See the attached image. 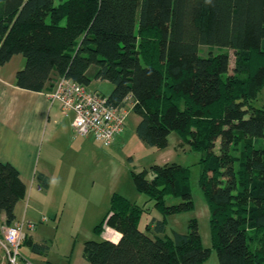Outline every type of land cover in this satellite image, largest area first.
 I'll use <instances>...</instances> for the list:
<instances>
[{"label":"trees","instance_id":"obj_1","mask_svg":"<svg viewBox=\"0 0 264 264\" xmlns=\"http://www.w3.org/2000/svg\"><path fill=\"white\" fill-rule=\"evenodd\" d=\"M201 46L225 51L202 56ZM17 54L26 58L18 87L51 91L54 70L87 86L107 80L110 104L133 99L145 144L166 148L176 132L204 152L199 185L210 208L211 247L196 218L184 233L157 235L168 216L194 210L195 202L189 167L155 164L131 175L163 219L141 230L145 208L115 192L94 231L108 225L121 237L86 240V261L203 264L216 251L219 264H264V108L254 105L264 88V0H0V66ZM37 178L49 187L44 174ZM26 191L18 168L0 161L7 224ZM26 242L35 253L48 248L28 235Z\"/></svg>","mask_w":264,"mask_h":264},{"label":"crops","instance_id":"obj_2","mask_svg":"<svg viewBox=\"0 0 264 264\" xmlns=\"http://www.w3.org/2000/svg\"><path fill=\"white\" fill-rule=\"evenodd\" d=\"M25 63L26 58L17 54L9 62L0 66V161L10 162L16 166L27 186L26 195L16 204L15 221H31L39 224L49 221L48 217L57 220L58 212L63 204L62 198H69V196L78 198L77 195L86 192L87 186L93 188L96 183H102L103 176L107 174V157L104 159L106 161H104V165L102 153H98L92 148L94 139L71 132L72 129L74 130V113L63 111L57 101L50 99L48 90L37 92L16 85L17 71ZM52 77L53 82H56L60 76L54 70ZM91 85L92 82L89 87ZM125 106L128 111L130 109L133 111V99H128ZM179 145L184 146L182 141ZM129 160H132V157ZM150 167L146 169H150ZM39 173L48 178V188L41 186L37 178ZM103 184L106 188V184ZM114 193H109L110 205L103 213L101 220L110 210L111 198ZM44 217H47L46 221H42ZM61 222L64 223V220L62 221L60 218L59 223L61 224ZM5 225H7L6 215L1 212L0 239ZM72 225L74 226L72 223L70 229H73ZM96 225L92 227L93 232L102 240L118 241L120 239L121 233L108 225L104 226L101 234H97L94 231ZM38 232L39 228L34 232L31 230L28 232V237L36 242L34 233ZM79 233L80 230L75 233L76 237ZM148 233L155 234L152 230ZM39 234L42 233L39 232ZM157 235L160 236V234ZM23 248L27 250L23 252ZM23 248H21V264H59L56 263V259L49 260L33 252L27 242ZM83 249L84 246L82 247V257ZM74 250L75 245L71 247L65 264H90L84 257L80 258L81 252L77 257H74ZM0 264H6L1 242Z\"/></svg>","mask_w":264,"mask_h":264},{"label":"rangeland","instance_id":"obj_3","mask_svg":"<svg viewBox=\"0 0 264 264\" xmlns=\"http://www.w3.org/2000/svg\"><path fill=\"white\" fill-rule=\"evenodd\" d=\"M209 51L219 53L225 51V48L218 46L200 47V55L202 56L207 55ZM230 53L232 55L231 65H233L234 56L232 51ZM90 88H96L98 91L109 95L114 85L107 80L96 81L94 79ZM254 105L264 108V89L254 101ZM140 119V116L132 109L127 111L125 131L118 136L113 143L114 145L110 147H104L94 139L92 148L94 151L102 153L103 164L105 157H107V174L103 176L102 183H96L93 188L87 186L86 192L77 195L78 198H70L71 196L62 198L63 204L58 212L57 220L56 218L48 217L49 221L47 222L39 224L35 222L36 227L33 232L39 228V232L42 233H34L36 235L35 241L46 244L48 247L45 252L38 254L49 260L56 259V263L65 264L67 263L66 259L70 254L71 247L75 245L73 256L77 257L81 252L80 258L82 259V247L86 240H102L100 236L93 232L92 227L99 223L103 213L109 208V193L111 192H119L132 202L145 208L146 211L140 222L141 230L145 231L146 224L153 218L163 219V215L154 206V200L149 195L141 193L135 188L131 170L142 171L153 164L164 165L167 162L178 163L190 168V184L195 209L168 216L166 231L160 236H172L175 231L184 233L188 230L189 220L196 218L199 223L203 245L211 247L210 208L199 185L204 152L193 150L187 143L181 147L179 143L182 139L176 132H172L169 135V143L166 148L159 149L145 144L136 133V126ZM71 132L75 133L73 129ZM216 152H219V144L216 147ZM130 157H132V160H129ZM103 183L106 184V188ZM179 201V198L169 200L167 198V204L178 203ZM44 212L47 213V211ZM60 218L62 221L64 220V223H59ZM72 223L74 226L72 225L73 229H70ZM79 230L80 233L76 237L75 233H78ZM252 245L254 244L252 243ZM22 250L25 252L27 249L23 248ZM203 264H219L216 251H213L211 257Z\"/></svg>","mask_w":264,"mask_h":264},{"label":"built area","instance_id":"obj_4","mask_svg":"<svg viewBox=\"0 0 264 264\" xmlns=\"http://www.w3.org/2000/svg\"><path fill=\"white\" fill-rule=\"evenodd\" d=\"M48 96L57 101L63 111L74 113L73 127L77 134L91 137L103 146L112 145L125 131L128 111L126 106L110 104L106 94L83 83L60 76ZM46 220L47 217H44L42 221ZM35 227L36 223L31 221H15L3 227L0 242L7 264H21V247L28 232Z\"/></svg>","mask_w":264,"mask_h":264}]
</instances>
